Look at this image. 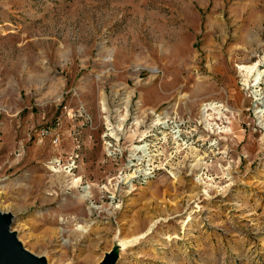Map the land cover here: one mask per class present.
<instances>
[{
  "label": "rangeland",
  "instance_id": "374dc122",
  "mask_svg": "<svg viewBox=\"0 0 264 264\" xmlns=\"http://www.w3.org/2000/svg\"><path fill=\"white\" fill-rule=\"evenodd\" d=\"M0 212L49 264H264V0H0Z\"/></svg>",
  "mask_w": 264,
  "mask_h": 264
},
{
  "label": "water",
  "instance_id": "95a60500",
  "mask_svg": "<svg viewBox=\"0 0 264 264\" xmlns=\"http://www.w3.org/2000/svg\"><path fill=\"white\" fill-rule=\"evenodd\" d=\"M11 222V214L0 212V264H46L43 258L23 248L16 233L10 230ZM117 258L118 255L113 249L98 264H115Z\"/></svg>",
  "mask_w": 264,
  "mask_h": 264
},
{
  "label": "bare ground",
  "instance_id": "6f19581e",
  "mask_svg": "<svg viewBox=\"0 0 264 264\" xmlns=\"http://www.w3.org/2000/svg\"><path fill=\"white\" fill-rule=\"evenodd\" d=\"M257 67V66H256ZM243 70L245 71V73H246V75H247V77H246V80L248 81V79L255 73V66H251V67H248V68H243ZM259 72V71H258ZM255 75V74H254ZM256 80H258V79H256ZM255 80V81H256ZM246 82V81H245ZM258 83V82H257ZM246 86V85H245ZM161 123H159V122H157L156 123V126L157 125H160ZM1 213H4V212H1ZM7 214H9V213H7ZM13 217V216H12ZM13 222V221H12ZM13 232H15L14 230H13ZM116 237V236H115ZM116 239H118V237L116 238ZM20 241V243H21V245H22V241L21 240H19ZM130 242V240L129 241H124V242H119V240H118V242L116 243V245H114V247H112L114 250H115V252L116 253H119L120 251H123L124 249H125V247H127V244ZM119 255V254H118ZM45 257V258H44ZM44 257H40V258H43L44 260H45V262H46V264H49L48 263V259L46 258V256H44Z\"/></svg>",
  "mask_w": 264,
  "mask_h": 264
}]
</instances>
